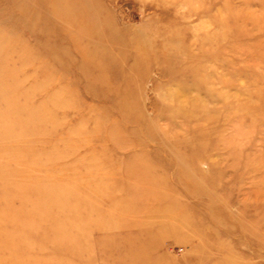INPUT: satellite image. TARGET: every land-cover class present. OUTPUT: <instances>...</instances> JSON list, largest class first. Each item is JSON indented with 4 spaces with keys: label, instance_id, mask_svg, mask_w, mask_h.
Returning a JSON list of instances; mask_svg holds the SVG:
<instances>
[{
    "label": "rangeland",
    "instance_id": "obj_1",
    "mask_svg": "<svg viewBox=\"0 0 264 264\" xmlns=\"http://www.w3.org/2000/svg\"><path fill=\"white\" fill-rule=\"evenodd\" d=\"M16 1L0 264H264V0Z\"/></svg>",
    "mask_w": 264,
    "mask_h": 264
},
{
    "label": "bare ground",
    "instance_id": "obj_2",
    "mask_svg": "<svg viewBox=\"0 0 264 264\" xmlns=\"http://www.w3.org/2000/svg\"><path fill=\"white\" fill-rule=\"evenodd\" d=\"M12 1H13V0H12ZM17 1H18V0H17ZM17 1H16V2H17ZM81 2H83V3H82V7H85L84 5H89V4H90V1H89V0H82ZM51 3H52V5H53V4L55 3V0H51ZM37 7H39V6H37ZM27 8H29V7H27ZM21 9H22V8H21ZM27 11H28V10H27ZM27 11L24 10V12H26V13H24V14H22V15L19 14L20 16H19L18 19H22L21 22H23V20L25 21V19L27 18L26 16H24L25 14H27ZM33 13H35V12H34V9L31 10V13H30L31 16H29V15H27V16H28V18L31 17V19H33V21H32V22H33L32 25L34 26V29L37 28V26H38V29H40L39 32H42L43 29H44V28H42V26H41V24H42L41 22H42V21L40 22L41 24L39 23V21H38V23H37L36 21H37V18H38V17L35 18V17L33 16ZM89 13H95L94 10H93V7L90 8ZM39 15H40V14H39ZM17 16H18V14H17ZM29 19H30V18H29ZM38 20H39V18H38ZM29 21H30V20H29ZM17 22H19V21H17ZM21 22H20V24H21ZM25 22H27V21H25ZM51 22H52V21H51ZM57 22H58V21H53V22H52V24H53L52 26L59 25V26H61L64 30L67 28L66 25H63V24L61 25V23H57ZM38 24H39V25H38ZM23 25L27 28L28 23H24V22H23ZM40 26H41V27H40ZM70 26H71V25H70ZM30 27H31V26H30ZM43 27H45V30H46L47 23H45V25H43ZM112 27H115V25L112 26ZM117 27H118V25H117ZM28 28H29V27H28ZM29 29H30V28H29ZM34 29H33V27H32L29 31H30L31 33H36L38 30H37V29L34 30ZM114 29H115V28H114ZM114 29L111 28V32H112V33H115V30H116V29H115V30H114ZM33 30H34L35 32H34ZM45 30H44V31H45ZM99 30H100V29H99ZM99 30H95V31H93V32H95L94 35H98V36L100 35L101 37H104V35L101 34V33L103 32V29H101V32H100ZM119 30H120V29H119ZM119 32H121V31H119ZM110 34H111V33H110ZM32 36H33V35H32ZM34 36H35V35H34ZM34 36H33V37H34ZM87 36H88V35H87ZM91 36H93V35H91ZM36 37H37V36H36ZM34 38H35V37H34ZM14 41H15V40H14ZM13 43H14V42H13ZM11 44H12V43H11ZM11 44H10V47L14 45V44H13V45H11ZM1 48H2V47H1ZM2 68H3V67H2ZM2 70H3V69H2ZM4 73H5V72H4ZM5 77H6V76H5ZM5 77H4V79H3V76L0 78V83L3 84V80L6 82L7 79H5ZM8 81H9V80H8ZM11 83H12V82H10V84H11ZM14 83H15V82H14ZM15 84H16V83H15ZM8 85H9V84H8ZM8 85H6L5 87L8 88V87L10 86V85H9V86H8ZM13 86H14V85H13ZM7 88H6V89H7ZM8 89H9V88H8ZM8 89H7V90H8ZM10 89H12V88H10ZM7 90H6V91H7ZM4 93H5V92H4V88H2L1 91H0V95H3V97H5V94H6L7 92H6L5 94H4ZM10 98H11V97H10ZM10 98H8V99L10 100ZM8 99H6V97H5V98L2 99V101L5 102V100H8ZM7 102H8V101H7Z\"/></svg>",
    "mask_w": 264,
    "mask_h": 264
}]
</instances>
